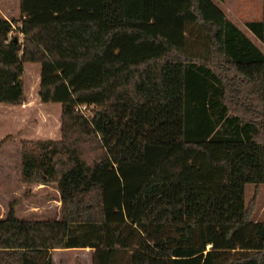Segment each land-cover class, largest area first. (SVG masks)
I'll use <instances>...</instances> for the list:
<instances>
[{
  "label": "trees",
  "instance_id": "obj_1",
  "mask_svg": "<svg viewBox=\"0 0 264 264\" xmlns=\"http://www.w3.org/2000/svg\"><path fill=\"white\" fill-rule=\"evenodd\" d=\"M223 2L224 0H217ZM264 41L261 18L245 23ZM16 32L22 39L13 41ZM60 105V139L20 143V182L57 220H0V264H264V53L211 0H19L0 17V104ZM85 106V111L76 110Z\"/></svg>",
  "mask_w": 264,
  "mask_h": 264
},
{
  "label": "rangeland",
  "instance_id": "obj_2",
  "mask_svg": "<svg viewBox=\"0 0 264 264\" xmlns=\"http://www.w3.org/2000/svg\"><path fill=\"white\" fill-rule=\"evenodd\" d=\"M211 1L226 14L230 11L228 18L264 53V41H258L245 27L246 21L260 19L262 0ZM0 17L17 19L19 0H0ZM12 36L22 39L16 32ZM39 79L40 66L25 64L22 82L26 108L0 104V220L11 206L19 219L27 221L54 220L60 210L54 185L31 187L20 182V143L60 139V105L40 103ZM244 198L246 204L254 206L253 220L264 223V183L258 187L246 185ZM54 257L55 264H91L90 254L78 249L58 251Z\"/></svg>",
  "mask_w": 264,
  "mask_h": 264
},
{
  "label": "crops",
  "instance_id": "obj_3",
  "mask_svg": "<svg viewBox=\"0 0 264 264\" xmlns=\"http://www.w3.org/2000/svg\"><path fill=\"white\" fill-rule=\"evenodd\" d=\"M225 1V0H224ZM223 1V2H224ZM222 2V3H223ZM242 7H244V5L242 6ZM241 7V8H242ZM261 12H262V6H261ZM225 13V12H224ZM228 13H230V11H227V14ZM226 14V13H225ZM227 14H226V16H227ZM228 17V16H227ZM261 18V17H260ZM230 19V18H229ZM260 20V19H259ZM246 22H248V21H246ZM245 22V23H246ZM262 51V50H261ZM23 107H25L26 108V105H25V103L22 105V106H17V107H14V108H18V109H20L21 110V108H23ZM24 141H32V140H24ZM34 141V140H33ZM22 184V183H21ZM32 187V186H31ZM39 187H42V185H39ZM30 188V187H29ZM33 212H36L35 210L33 211ZM59 212H60V210H58V213L56 214V217L54 218V220H57L58 218H59ZM33 215H34V213H33ZM85 251V252H87L88 254H90V249H78V251ZM58 251H66V250H56V251H54V252H52V257H53V260H54V264H55V254L58 252Z\"/></svg>",
  "mask_w": 264,
  "mask_h": 264
},
{
  "label": "built area",
  "instance_id": "obj_4",
  "mask_svg": "<svg viewBox=\"0 0 264 264\" xmlns=\"http://www.w3.org/2000/svg\"><path fill=\"white\" fill-rule=\"evenodd\" d=\"M76 110L85 111L86 110V107L85 106H81V107H78Z\"/></svg>",
  "mask_w": 264,
  "mask_h": 264
},
{
  "label": "water",
  "instance_id": "obj_5",
  "mask_svg": "<svg viewBox=\"0 0 264 264\" xmlns=\"http://www.w3.org/2000/svg\"><path fill=\"white\" fill-rule=\"evenodd\" d=\"M17 40H18V38L15 36V37H13V41L14 42H17Z\"/></svg>",
  "mask_w": 264,
  "mask_h": 264
}]
</instances>
